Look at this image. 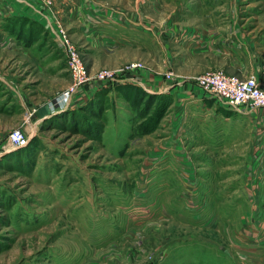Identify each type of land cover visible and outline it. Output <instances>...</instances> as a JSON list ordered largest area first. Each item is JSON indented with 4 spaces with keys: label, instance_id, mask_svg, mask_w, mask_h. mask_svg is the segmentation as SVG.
Here are the masks:
<instances>
[{
    "label": "rangeland",
    "instance_id": "1",
    "mask_svg": "<svg viewBox=\"0 0 264 264\" xmlns=\"http://www.w3.org/2000/svg\"><path fill=\"white\" fill-rule=\"evenodd\" d=\"M148 1L152 17L193 18L165 37L163 69L83 58L90 79L65 103L64 51L46 55L62 65L55 75L0 66V264H264V135L248 119L264 108L228 110L199 87L195 102L160 91L178 78L173 51L188 34L192 50L210 40L214 50L192 59L195 77L264 82V0ZM13 130L24 144L12 145Z\"/></svg>",
    "mask_w": 264,
    "mask_h": 264
},
{
    "label": "crops",
    "instance_id": "2",
    "mask_svg": "<svg viewBox=\"0 0 264 264\" xmlns=\"http://www.w3.org/2000/svg\"><path fill=\"white\" fill-rule=\"evenodd\" d=\"M120 1L52 0V5L48 6L44 0H0V66L6 70L13 67L12 74L23 67L36 71L40 77L57 74L62 70L61 63L46 55L48 52L53 53L54 48L56 53L61 52V57H64L55 32L61 24L72 42L80 48L83 58L92 59L94 65L112 67L130 60H140L156 70L163 69L165 61L170 59V54L165 53V37L172 38L170 34L175 28L179 29L181 25L191 23L193 18L189 17L190 10H186L183 17H178V14L171 17L176 13L174 9L166 17L157 10L153 18L148 9L150 1L147 0L144 4L140 2L139 9L137 5L130 10L125 5H118ZM164 2L165 0H155L151 7L163 9ZM133 20L136 22H132ZM200 26L208 27L203 20ZM218 34L212 38L214 41L222 35L221 32ZM179 39H185L183 42L186 41L187 47L173 51V64L178 78L172 84H160V91L164 92L169 88L182 94L180 98L189 96V100L195 102L199 91L194 77L200 73L190 62L196 55L200 57L201 54L212 60V40L192 50L190 42L193 38L190 34ZM40 58L44 60L40 61ZM257 80L264 87V82ZM23 81L17 84L18 88L23 85ZM150 82L153 87L159 86L157 79ZM54 85L57 90L61 88V82ZM213 105L217 106L215 103ZM248 119L258 123L264 135V117ZM261 168L262 166L259 167ZM259 179L261 183L262 180ZM261 185L264 186V183L260 187Z\"/></svg>",
    "mask_w": 264,
    "mask_h": 264
},
{
    "label": "built area",
    "instance_id": "3",
    "mask_svg": "<svg viewBox=\"0 0 264 264\" xmlns=\"http://www.w3.org/2000/svg\"><path fill=\"white\" fill-rule=\"evenodd\" d=\"M49 4V0H44ZM60 45L67 57L71 82L62 93L61 101L67 102L71 95L90 79V74L83 63V57L78 50L70 43L65 31L60 28L55 31ZM140 66L137 62L131 63L129 67ZM98 80H112L114 75L111 71L101 70L95 73ZM169 77V75H168ZM196 85L205 92L212 95L223 107L232 110H254L259 107L264 108V87L260 85L254 76L240 78L234 75H226L222 71H207L194 78ZM12 145H22L25 143L24 134L20 130H13L9 135Z\"/></svg>",
    "mask_w": 264,
    "mask_h": 264
}]
</instances>
